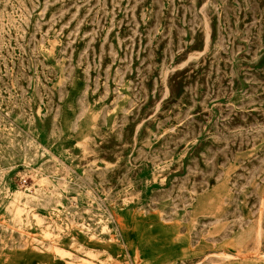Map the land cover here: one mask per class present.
Here are the masks:
<instances>
[{
	"label": "rangeland",
	"instance_id": "rangeland-1",
	"mask_svg": "<svg viewBox=\"0 0 264 264\" xmlns=\"http://www.w3.org/2000/svg\"><path fill=\"white\" fill-rule=\"evenodd\" d=\"M24 259L264 264V0H0V264Z\"/></svg>",
	"mask_w": 264,
	"mask_h": 264
},
{
	"label": "built area",
	"instance_id": "built-area-1",
	"mask_svg": "<svg viewBox=\"0 0 264 264\" xmlns=\"http://www.w3.org/2000/svg\"><path fill=\"white\" fill-rule=\"evenodd\" d=\"M20 185L22 188H27L29 186L28 182H27V179H20Z\"/></svg>",
	"mask_w": 264,
	"mask_h": 264
},
{
	"label": "crops",
	"instance_id": "crops-1",
	"mask_svg": "<svg viewBox=\"0 0 264 264\" xmlns=\"http://www.w3.org/2000/svg\"><path fill=\"white\" fill-rule=\"evenodd\" d=\"M19 264H34L30 260L27 263V259L21 260Z\"/></svg>",
	"mask_w": 264,
	"mask_h": 264
}]
</instances>
